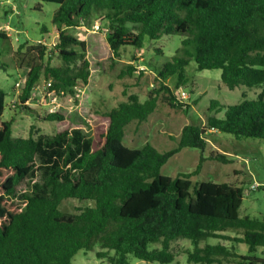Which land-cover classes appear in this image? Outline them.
<instances>
[{
	"label": "trees",
	"instance_id": "trees-1",
	"mask_svg": "<svg viewBox=\"0 0 264 264\" xmlns=\"http://www.w3.org/2000/svg\"><path fill=\"white\" fill-rule=\"evenodd\" d=\"M42 1L58 5L52 19L58 39L50 54L57 53L61 63L30 68L19 94L18 107L24 109L42 76L49 93L78 102V88L89 85L91 63L87 43L70 32L97 17L107 22L112 66L127 47L141 50L146 40L173 35L184 39L171 60L160 65L147 62L159 88L144 101L125 90L126 99L103 112L107 124L95 138L83 128L36 135L34 126L27 138L14 137V119L2 120L7 94L0 90V264H72L79 251L96 247L101 250L96 257L109 264H131L129 255L171 264V244L181 238L192 243L187 252L190 264H264V253L259 252L264 251V219L240 216L244 189L227 182L192 181L207 160L231 162L220 153L203 155L211 132L264 142V0ZM44 56L40 51V60ZM190 59L198 71L220 70L230 90H263L236 105L211 100L206 124L184 126L177 147L167 152L150 143L141 148L126 145V127L147 121L161 100L171 108H191L166 85L176 77V89L182 91ZM138 61L133 55L120 79L132 77ZM76 118L85 124L78 114ZM64 119L53 112L44 120ZM185 148L201 151L195 170L175 178L162 175V168ZM67 199L93 205L66 215L60 206ZM229 230L243 231V236L225 235ZM210 239L232 246H201ZM155 244L161 248L151 249ZM236 244L246 245L247 254L237 252Z\"/></svg>",
	"mask_w": 264,
	"mask_h": 264
},
{
	"label": "rangeland",
	"instance_id": "rangeland-1",
	"mask_svg": "<svg viewBox=\"0 0 264 264\" xmlns=\"http://www.w3.org/2000/svg\"><path fill=\"white\" fill-rule=\"evenodd\" d=\"M58 5L42 0H0V90L7 94L6 109L2 120L14 119V137L27 138L31 127L40 135L51 136L65 130L83 128L90 137H96L99 130L107 124L102 117L103 112L116 107L126 98L123 93L137 94L141 101L147 99L149 92L159 88L156 74L148 63L157 62L159 65L171 60L182 47L184 36L173 35L163 37L158 41L146 40L141 50L127 47L115 66L111 65V51L106 41L107 22L102 17L95 18L90 25L82 26L70 33L87 43V58L91 63L89 85L78 88V102L71 96H57L47 91L48 81L42 76L35 87L31 100L26 103L28 109L19 106V94L24 85L30 68L36 64L49 62L52 66L59 65L58 54H50L53 43L57 42L58 31L52 19ZM99 25L100 29L95 30ZM8 27L9 29H6ZM156 49L162 50V55ZM45 51L44 60H40V51ZM182 54V53H180ZM135 55L137 71L132 77L120 79L121 72L132 63ZM49 58L51 60L49 61ZM188 83L179 92L176 89V77L166 81V85L177 96L179 102L190 105L188 110L171 108L161 100L156 111L145 122H132L126 129V145L141 148L146 143L155 146L164 153L177 147L181 130L188 124L205 125L211 100H217L223 105H236L245 96L247 99L256 98L263 87H239L230 90L221 80L220 70L198 71L196 63L190 59L186 68ZM56 112L65 116L63 121H45L47 115ZM78 114L85 124L77 123ZM220 153L230 159L229 164L207 160L198 176L192 177L193 183L198 182H227L244 189L243 204L240 216L264 219V142L258 139L237 140L232 135L211 132L208 146L203 155ZM201 151L185 148L172 157L162 168V175L171 178L181 173L195 170ZM258 187V188H256ZM90 202L77 199L64 200L60 210L66 215H73L78 209L92 206ZM231 237H242L243 231L229 230L224 232ZM222 243L228 247L232 243L223 240L210 239L202 242ZM161 248L160 244L151 245ZM188 239H178L172 242L171 251L175 260L171 264H190L187 252L192 250ZM235 249L246 255L248 248L244 244H236ZM95 251L84 250L73 258L72 264H109L107 259H98ZM264 253L262 249L259 251ZM111 255L113 253L111 252ZM131 264L147 263L129 255ZM220 264V263H219ZM221 264H236L222 261Z\"/></svg>",
	"mask_w": 264,
	"mask_h": 264
},
{
	"label": "built area",
	"instance_id": "built-area-1",
	"mask_svg": "<svg viewBox=\"0 0 264 264\" xmlns=\"http://www.w3.org/2000/svg\"><path fill=\"white\" fill-rule=\"evenodd\" d=\"M6 29H9L8 27H6ZM100 29V27H99V25H97V26H95V30H99ZM56 45V43H53V47ZM54 94V93H53Z\"/></svg>",
	"mask_w": 264,
	"mask_h": 264
}]
</instances>
